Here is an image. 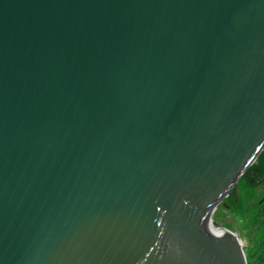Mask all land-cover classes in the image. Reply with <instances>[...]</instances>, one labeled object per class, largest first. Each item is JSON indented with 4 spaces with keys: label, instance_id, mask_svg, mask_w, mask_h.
Wrapping results in <instances>:
<instances>
[{
    "label": "water",
    "instance_id": "obj_1",
    "mask_svg": "<svg viewBox=\"0 0 264 264\" xmlns=\"http://www.w3.org/2000/svg\"><path fill=\"white\" fill-rule=\"evenodd\" d=\"M264 200V0H0V264H247Z\"/></svg>",
    "mask_w": 264,
    "mask_h": 264
},
{
    "label": "trees",
    "instance_id": "obj_2",
    "mask_svg": "<svg viewBox=\"0 0 264 264\" xmlns=\"http://www.w3.org/2000/svg\"><path fill=\"white\" fill-rule=\"evenodd\" d=\"M244 248L247 264H264V200L242 219L235 229Z\"/></svg>",
    "mask_w": 264,
    "mask_h": 264
},
{
    "label": "rangeland",
    "instance_id": "obj_3",
    "mask_svg": "<svg viewBox=\"0 0 264 264\" xmlns=\"http://www.w3.org/2000/svg\"><path fill=\"white\" fill-rule=\"evenodd\" d=\"M242 245H243V248H247L248 246L245 240L242 241Z\"/></svg>",
    "mask_w": 264,
    "mask_h": 264
}]
</instances>
